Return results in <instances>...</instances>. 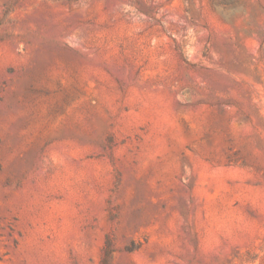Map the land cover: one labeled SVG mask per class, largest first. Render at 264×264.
<instances>
[{"label":"rangeland","instance_id":"1","mask_svg":"<svg viewBox=\"0 0 264 264\" xmlns=\"http://www.w3.org/2000/svg\"><path fill=\"white\" fill-rule=\"evenodd\" d=\"M0 264H264V0H0Z\"/></svg>","mask_w":264,"mask_h":264}]
</instances>
